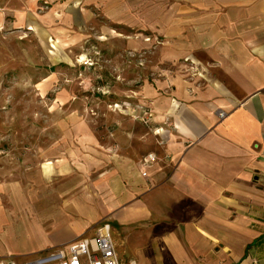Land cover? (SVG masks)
<instances>
[{"label": "crops", "instance_id": "0c3cea01", "mask_svg": "<svg viewBox=\"0 0 264 264\" xmlns=\"http://www.w3.org/2000/svg\"><path fill=\"white\" fill-rule=\"evenodd\" d=\"M149 3L166 66L137 93L147 124L118 117L114 186L103 175L118 258L264 264V0ZM13 218L0 206V259L16 264H48L87 226L61 221L48 236L38 219L41 235H31Z\"/></svg>", "mask_w": 264, "mask_h": 264}, {"label": "rangeland", "instance_id": "374dc122", "mask_svg": "<svg viewBox=\"0 0 264 264\" xmlns=\"http://www.w3.org/2000/svg\"><path fill=\"white\" fill-rule=\"evenodd\" d=\"M149 1L0 0V206L15 232L113 222L118 117L147 124L137 93L166 66Z\"/></svg>", "mask_w": 264, "mask_h": 264}, {"label": "built area", "instance_id": "2783aa9c", "mask_svg": "<svg viewBox=\"0 0 264 264\" xmlns=\"http://www.w3.org/2000/svg\"><path fill=\"white\" fill-rule=\"evenodd\" d=\"M223 115L222 111H218L217 116L219 118ZM151 160H153V155L149 153L143 157L142 162ZM43 259H49L48 264H133L131 259H128L126 263L120 262L108 222L99 224L88 234L74 237ZM0 264L16 263L7 258L0 259ZM23 264L30 263L25 262Z\"/></svg>", "mask_w": 264, "mask_h": 264}, {"label": "bare ground", "instance_id": "6f19581e", "mask_svg": "<svg viewBox=\"0 0 264 264\" xmlns=\"http://www.w3.org/2000/svg\"><path fill=\"white\" fill-rule=\"evenodd\" d=\"M47 164H49V163H47Z\"/></svg>", "mask_w": 264, "mask_h": 264}]
</instances>
